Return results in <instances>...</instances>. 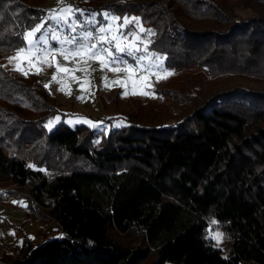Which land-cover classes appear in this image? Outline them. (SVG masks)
<instances>
[{
  "label": "trees",
  "instance_id": "16d2710c",
  "mask_svg": "<svg viewBox=\"0 0 264 264\" xmlns=\"http://www.w3.org/2000/svg\"><path fill=\"white\" fill-rule=\"evenodd\" d=\"M49 1L0 0V187L48 208L35 214L43 243L0 244V264H264V0H77L140 17L175 70L148 101L113 98L127 125L106 135L49 132L50 89L5 67ZM209 218L233 239L226 257L206 239Z\"/></svg>",
  "mask_w": 264,
  "mask_h": 264
},
{
  "label": "snow or ice",
  "instance_id": "6c2138e0",
  "mask_svg": "<svg viewBox=\"0 0 264 264\" xmlns=\"http://www.w3.org/2000/svg\"><path fill=\"white\" fill-rule=\"evenodd\" d=\"M49 20L53 23H48ZM45 24L48 26L45 27ZM29 27L31 30H27ZM153 35H155L154 31L145 29L142 19L135 15L125 14L121 17V15L110 10L93 11L85 14V10L65 6L58 10H50L47 16L40 18L39 22L25 26L21 39L26 47H19L18 54L13 59L19 60L21 63L27 61L29 67H34L33 60L36 59L39 62L40 57L43 58L44 63H48L51 67L52 63L48 60V56L51 55L55 58L57 54L65 60L69 57H80L86 60L95 59L103 68H110L115 73H120L123 70L126 74L134 72L137 74L136 80H132V77L128 76V80L131 81L130 85L124 80L115 81L125 89L122 93L123 96L131 94L152 95L154 97V91L137 90V84L141 81L140 74L147 73V75L142 76V80L145 82L143 88L146 89L150 88V75H155L157 80L167 79L175 74V70L165 66L166 56L149 50ZM53 45L58 47H53ZM24 53L27 54L20 55ZM55 66L58 72L68 73L70 71L67 67L61 68L59 63ZM16 70L23 72L26 77L29 75V72L25 71L20 64H17ZM37 71L39 70L37 69ZM52 79L56 81L57 77L53 76ZM49 87V85H45V88ZM129 87L132 89L131 92L128 91ZM80 90L82 92L88 91L83 85H81ZM60 91L65 92V87L61 86ZM67 94L70 95V91ZM77 99L83 100L84 96L77 97ZM60 122L61 117L58 115L48 120L44 127L48 131H52ZM65 122L68 124L83 123L93 130L98 129L104 135L112 127L104 126L103 122H93L90 119L79 117ZM120 126H123L122 119L115 124V127ZM27 167L34 168L35 166L29 164ZM40 170L43 171V169ZM22 206L27 207L26 204H22ZM221 238V233H216L212 237L217 243L220 242Z\"/></svg>",
  "mask_w": 264,
  "mask_h": 264
},
{
  "label": "rangeland",
  "instance_id": "374dc122",
  "mask_svg": "<svg viewBox=\"0 0 264 264\" xmlns=\"http://www.w3.org/2000/svg\"><path fill=\"white\" fill-rule=\"evenodd\" d=\"M81 2L82 1L77 0H50L46 7L49 11L53 9L58 10L65 6H71L74 9H79L77 6ZM85 14H87L86 11ZM241 14L247 15L248 13ZM48 23L53 22L49 20ZM47 26L48 24H45V27ZM53 47L58 46L53 45ZM17 54L18 51L12 56V58L10 59L11 62L9 60L5 67L18 75L25 76L23 72L16 70L17 64H20V66L24 68L25 71H28L29 74L35 73L40 75L45 85L50 86L49 89L57 100V103L59 104L60 113L56 116L59 115L61 117L60 123H65L71 128H75L79 125L85 124H68L65 121L73 119L75 117L87 118L93 122H103L104 126L106 127L112 126L110 128V131L107 133L109 134L113 130L119 129L127 125L126 120L121 117V112L117 111L111 104V100L113 98H115L117 95H119L123 99H126L129 96H137L144 101H148L155 97H153L152 95L143 96L131 94L123 96L122 93L123 91H125V89L122 88L119 84L115 83V81L124 80L130 85L131 81L128 80V76L130 75L132 77V80H136L137 74L135 72L131 74H126L123 70L120 73H115L111 71L110 68H103L99 61L95 59L86 60L81 59L80 57H69V59L65 60L63 57L57 54L55 58H53L51 55L48 56V60L52 63L51 67H49L48 63L43 62L42 57H40L39 62L34 59L33 64L35 66L29 67L27 61L21 63L19 60L13 59L17 56ZM25 54L27 53L20 55ZM37 56H39V54H37ZM57 63H59L61 68L67 67L70 69V71L68 73L58 72L55 66ZM37 69L39 71H37ZM144 75H147V73H145ZM53 76L57 77L56 81H53ZM140 76L141 81L137 84V90L148 91H154L160 83L165 82L171 77L169 76L167 79L157 80L155 75H150V88L145 89L143 88V84L145 83L142 80L143 75L140 74ZM81 85H83V87L86 88L88 91L82 92L80 90ZM61 86L65 87V92L60 91ZM131 90V87H129L128 91L131 92ZM68 91H70V95L67 94ZM82 95L84 96V99L78 100L77 97H80ZM19 114L25 119H34L37 117L36 114L31 112H19ZM120 119L123 120V126L115 127V124ZM58 124L53 128V130L58 126ZM94 131L100 132L98 129ZM0 190L6 191L11 197V199L9 200L0 201V244L4 246V250H7L9 252H16L22 245L24 235L30 237L34 242L35 246H40L43 243L42 238H40L39 236L41 224L35 214L38 213V209L47 211L48 208L33 201L29 205L26 204L27 207H29L30 209V214L23 215L20 212V209L21 207H24L22 206V204H25V202L17 201L9 193L10 187L8 186L0 187ZM14 201L16 203H13ZM208 221L209 227L207 229L206 239L210 242L211 245H213L217 250H219L224 257H226L232 248L233 239L231 235L221 229L219 222L215 218H209ZM212 221H215V223H212ZM44 228L46 232L49 233L50 239L54 238L55 227L50 224ZM216 233L222 234V238L219 243L212 239V237ZM61 236L62 233H59L58 237ZM118 240L125 246H130L134 248H138L139 246H141L142 248L141 239L139 238L128 239L123 233H121L119 235ZM151 260L152 259L149 258V260H146L141 264H151ZM241 264L251 263L243 261L241 262Z\"/></svg>",
  "mask_w": 264,
  "mask_h": 264
},
{
  "label": "built area",
  "instance_id": "2783aa9c",
  "mask_svg": "<svg viewBox=\"0 0 264 264\" xmlns=\"http://www.w3.org/2000/svg\"><path fill=\"white\" fill-rule=\"evenodd\" d=\"M145 73H141V75H144ZM9 199H11V197H10V195L6 192V191H4V190H0V201L1 200H9ZM21 211V213L23 214V215H28V214H30V209H29V207H21V209H20Z\"/></svg>",
  "mask_w": 264,
  "mask_h": 264
}]
</instances>
